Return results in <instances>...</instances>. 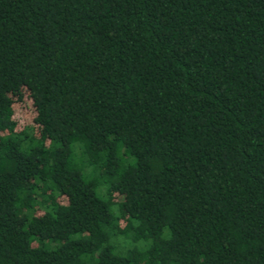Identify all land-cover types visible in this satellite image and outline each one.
<instances>
[{
  "label": "trees",
  "instance_id": "trees-1",
  "mask_svg": "<svg viewBox=\"0 0 264 264\" xmlns=\"http://www.w3.org/2000/svg\"><path fill=\"white\" fill-rule=\"evenodd\" d=\"M0 264H264V0H0Z\"/></svg>",
  "mask_w": 264,
  "mask_h": 264
},
{
  "label": "rangeland",
  "instance_id": "rangeland-1",
  "mask_svg": "<svg viewBox=\"0 0 264 264\" xmlns=\"http://www.w3.org/2000/svg\"><path fill=\"white\" fill-rule=\"evenodd\" d=\"M15 119L17 125L28 124L32 121V108L29 100L16 104ZM119 199V198H118Z\"/></svg>",
  "mask_w": 264,
  "mask_h": 264
}]
</instances>
